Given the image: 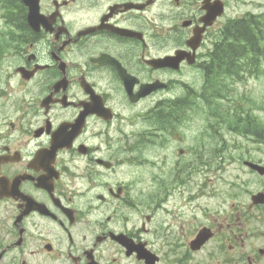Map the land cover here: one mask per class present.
<instances>
[{"label":"flooded vegetation","instance_id":"1","mask_svg":"<svg viewBox=\"0 0 264 264\" xmlns=\"http://www.w3.org/2000/svg\"><path fill=\"white\" fill-rule=\"evenodd\" d=\"M7 1L0 26V264H264V172L246 165L264 167V156L243 161L259 187L243 202L231 195L212 213L192 202L201 192L187 184L198 151L187 161L191 149L179 146L172 178L158 170L151 177L157 188L139 186L143 166L159 163L145 154L168 147L165 134L182 143L184 122L204 109L198 101L211 115L221 113L230 90L206 85L223 89L225 78L237 76H225L220 64L209 74L214 38L231 20L243 29L241 20L264 17V2L32 0L38 20L31 24L30 5ZM210 4L223 14L206 26ZM181 54L178 67L163 61ZM193 69L201 79H190ZM128 108L145 123H126ZM180 197L182 207L190 200L199 212L171 209V222L158 219L155 204Z\"/></svg>","mask_w":264,"mask_h":264},{"label":"rangeland","instance_id":"2","mask_svg":"<svg viewBox=\"0 0 264 264\" xmlns=\"http://www.w3.org/2000/svg\"><path fill=\"white\" fill-rule=\"evenodd\" d=\"M261 1L264 2V0ZM248 8L254 12L258 11L257 6H243L242 9L240 6L241 11H245ZM2 25V10L0 8V26ZM183 73L187 76L186 71ZM190 79H201L200 71L193 69L190 73ZM191 85L199 88L201 83L198 82ZM181 87V85H176L174 92H180L182 90ZM231 89L229 94L231 99L219 102V108H221L220 114L211 115L208 111V105L202 103L196 104L197 107L204 109L203 111L195 109L191 117L184 122L180 129L181 137L184 138L182 143H179L176 140L177 137L174 138L172 134H165V137L170 140L168 147H159L158 153L154 151L145 154L148 159L159 161V163L156 166L155 164H147L145 168L143 166L141 169L143 179L140 180L143 181L139 182V186L143 190L149 185L152 188L153 186L157 188V181L151 178L152 175H155L153 174L154 172L159 170V177L163 178L166 174L168 175L170 167L173 169L179 157V146L191 149V154L184 157L187 161H196V151H198L199 156H197V162L192 166L187 184H190L191 190L189 192H201V195L192 202L200 201V208L205 212H214L218 204L227 202L229 200L228 197L233 194H236L243 202L247 199L249 190L252 191L259 187L258 181L250 173L243 161L250 155L256 157L264 156V144L258 143L262 139L256 136L257 132H261L264 135V61L255 74H246L243 80H236ZM224 110L238 114L239 117H242L243 122H246L249 112L253 119L256 116L257 119L254 120L258 124L256 127L253 126V122L249 124L250 127L247 125L250 129L249 131L244 125L233 126L228 122V119L226 120L227 122L225 121ZM241 110H243L241 114L237 113ZM123 113L128 118L126 123H129L130 120H132L130 123H145L144 116L142 117L143 113L137 116L136 112H132L129 108L124 110ZM124 126L127 133L132 128L131 126H126V124ZM203 134L205 136L202 137ZM197 140H203L200 143L204 142L205 145L204 147H200L199 150L197 147L200 146V143L196 142ZM168 176L172 178L170 174ZM173 184H177V182ZM180 187L178 186V188ZM182 193H184L183 188L178 191V194ZM145 196L148 197L146 194ZM182 198H177L175 201L172 199V202L166 204L162 200H159V204H155L158 219L164 220L166 223L171 222L172 212L169 215L171 209L174 211L199 212V209L195 208L198 203L191 204L190 200H188V204L185 207H182L180 205L183 202ZM151 208L153 207H150L149 210ZM149 210L145 209V213ZM3 220L4 212L2 207H0V227L2 224H5Z\"/></svg>","mask_w":264,"mask_h":264},{"label":"trees","instance_id":"3","mask_svg":"<svg viewBox=\"0 0 264 264\" xmlns=\"http://www.w3.org/2000/svg\"><path fill=\"white\" fill-rule=\"evenodd\" d=\"M6 7L8 5L7 0H0ZM243 23V29L236 27L235 21H229L223 28L221 39L217 40L216 46L211 52V71L210 75L216 76L215 70L220 69L219 64L224 70V74L234 75L238 72V75L242 72L243 68H255V72L260 68V62L264 59V17L252 16L247 19L241 20ZM241 24V23H240ZM237 25H239L237 23ZM213 70V71H212ZM225 80V79H224ZM226 82V81H225ZM223 81V89H220L218 82L208 83L206 87L210 91H223L226 93V86ZM243 110L237 113L241 114ZM225 121L228 119L229 123L233 126L247 125L253 122V126H257L250 113L246 117V122L242 121V117L234 112L224 110ZM252 118V119H249ZM254 120V121H253ZM227 122V121H226ZM248 128V127H247ZM250 129L248 128V131ZM257 138L264 140V135L261 132H257Z\"/></svg>","mask_w":264,"mask_h":264},{"label":"water","instance_id":"4","mask_svg":"<svg viewBox=\"0 0 264 264\" xmlns=\"http://www.w3.org/2000/svg\"><path fill=\"white\" fill-rule=\"evenodd\" d=\"M28 5H30L31 7V12H30V16H29V21L31 23L37 21L38 19H36L37 17V11H38V7L37 5L35 6V10H33V1L32 0H24ZM207 14L205 15L204 17V21H205V24L206 25H211L213 24V22L216 20V18L222 14L223 10H222V6L221 5H216V4H210L207 6ZM197 40L196 37H193L190 41L191 44H193L195 41ZM197 45L199 44V41L196 43ZM196 45V46H197ZM184 53V52H182ZM182 56H184V54H181L179 56H172V57H169L167 59H164L163 61L166 62L168 65H174V63L176 62L177 66L178 67V62L181 60V58H183ZM193 62V61H191ZM249 164L258 169L260 172H264V168H262V166L258 165V164H255V163H251L249 162ZM204 233H202L201 236H203ZM200 236V237H201ZM205 238H206V235H205ZM204 240V239H202Z\"/></svg>","mask_w":264,"mask_h":264}]
</instances>
